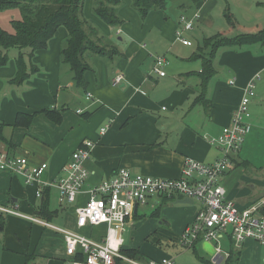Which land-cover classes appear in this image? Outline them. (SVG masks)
<instances>
[{"label": "crops", "instance_id": "obj_1", "mask_svg": "<svg viewBox=\"0 0 264 264\" xmlns=\"http://www.w3.org/2000/svg\"><path fill=\"white\" fill-rule=\"evenodd\" d=\"M126 4L118 7L124 20L119 26L106 24L86 5L87 19L119 53L107 58L88 51L86 59L93 69L85 74V86L76 84L70 64L63 59L68 39L64 26L50 39L48 47L37 50L32 58L31 49L24 51L30 75L23 83L13 82L18 72V49H10L8 60L0 59V149L12 156L27 157L31 165H49L42 176L46 186L41 197L37 196V185L28 184L24 176L0 169V205L49 222L58 219L60 227L79 234L86 231L85 236L99 242L107 238V224L80 228L76 223L75 210L87 202L89 189L113 178L122 167L134 173L180 178L188 158L214 163L222 150L208 136L219 135L231 124L246 85L264 68L263 44L223 46L214 57L216 73L204 88V61L195 58L202 43L216 34L232 38L263 30L264 0H166L164 8L151 10L145 18L131 7V0ZM182 16L194 20L193 30L186 29ZM179 30L192 41L191 45L177 38ZM158 56L166 59L165 76L153 72ZM118 73L125 75L120 84L114 82ZM88 93L93 94L91 99ZM47 109L60 110L62 120L54 121L43 112ZM250 112L251 133L235 155V165L221 177L228 196L234 200L241 199L243 193L228 188L224 180L241 163L239 158L250 135L264 128V72L256 80ZM19 113L36 115L29 125H17ZM84 140L94 142L86 162L91 174L75 203H61L58 183L64 176L62 168ZM244 162L241 164H250L249 160ZM184 199L187 197L159 195L144 204L155 208V214L166 225L178 224L181 233L176 241L169 230L158 235L181 249H191L201 264L200 257L226 264L224 254V258H215V242L199 241L192 247L182 243L185 227L201 209L195 205L197 200L179 201ZM240 203L255 204L247 199ZM141 206L121 230L122 250H138L141 260L171 258L161 252L146 254L142 245L127 243L123 234L130 227L127 225L137 224ZM5 218L0 232L5 233L6 244L13 249L14 264H64L67 254L62 234L26 217L5 213ZM221 244L229 253L233 247L240 251L239 264H264V246L255 240H246L240 248L229 238L222 239Z\"/></svg>", "mask_w": 264, "mask_h": 264}, {"label": "built area", "instance_id": "obj_2", "mask_svg": "<svg viewBox=\"0 0 264 264\" xmlns=\"http://www.w3.org/2000/svg\"><path fill=\"white\" fill-rule=\"evenodd\" d=\"M188 30L194 29V20L181 17ZM177 38L185 45L192 41L177 32ZM166 59L158 56L153 72L165 76ZM264 68L256 72L245 87L241 102L233 114L230 125L225 126L217 136H208V140L222 150V155L211 164L188 158L185 161L180 178H163L142 173H134L128 168H119L116 175L91 187L87 202L76 208V223L82 228L87 225L107 224L109 233L103 242L79 234L67 228L52 224L36 216L23 214L8 206L0 205V211L26 217L34 222L55 229L63 234L66 243L67 257L64 264H117L120 258L126 264H174L173 259L141 260L121 252V230L134 218L135 208L146 204L153 196H181L199 200L202 203L195 220L185 227L182 233L184 246L192 247L199 241L216 243V259L229 256L221 242L224 238L232 240L237 247L249 239L264 246V203L240 208L238 203L228 196L226 187L221 182L222 175L235 165L233 156L239 154L251 133L249 122L250 106L256 95V80L262 78ZM125 80L123 73L114 77L120 84ZM232 83H234L232 81ZM92 93H88L91 99ZM106 128L102 129L104 133ZM94 148L92 140H84L63 166L64 176L58 183L61 192L60 202L72 204L77 201L91 171L86 162ZM47 162L31 165L25 156H12L0 149V169L20 174L28 184L37 185V196L41 197L46 184L42 180L48 169ZM224 258V257H223Z\"/></svg>", "mask_w": 264, "mask_h": 264}, {"label": "trees", "instance_id": "obj_3", "mask_svg": "<svg viewBox=\"0 0 264 264\" xmlns=\"http://www.w3.org/2000/svg\"><path fill=\"white\" fill-rule=\"evenodd\" d=\"M123 0H95L94 14L106 24L119 26L123 19L118 13V7ZM133 7L145 18L153 9L164 8L166 0H131ZM85 0H0V10L11 7H19L23 11L22 19L14 22V31L9 32L0 26V53L1 60L10 58L9 51L18 49V72L13 82L23 83L30 73L25 62V50L31 49V58L37 50L48 47V42L55 36L57 30L64 26L68 30L67 45L62 50L65 62L70 64L74 74V80L78 86L86 85L85 74L93 67L87 62L88 51L98 55L113 58L118 53V48L106 42V36L84 14ZM102 45H100V44ZM261 43L264 45V29L256 33H240L235 37H227L216 34L207 38L199 49L195 58H203L204 68L202 71V86L207 87L211 78L215 75L214 57L218 48L223 46H243ZM37 70V67H34ZM54 121L60 122L62 114L60 110L47 109L43 111ZM36 114L19 113L16 124H30ZM1 142V130H0ZM235 161V158H234ZM6 224L5 213L0 211V231ZM195 250V248H194ZM127 256L141 259L138 250H122ZM240 251L234 247L226 257V264H239ZM29 260V259H26ZM203 264H218L212 260L200 257ZM28 262V261H27ZM117 264H124L123 260L117 259Z\"/></svg>", "mask_w": 264, "mask_h": 264}, {"label": "rangeland", "instance_id": "obj_4", "mask_svg": "<svg viewBox=\"0 0 264 264\" xmlns=\"http://www.w3.org/2000/svg\"><path fill=\"white\" fill-rule=\"evenodd\" d=\"M127 2L128 0H123L121 7L128 6L126 4ZM95 3V0H85L84 9L86 5L89 4L93 10ZM131 7L136 10L132 4ZM22 17L23 11L19 7H11L0 10V26L9 32H13L14 22L22 19ZM115 41L117 42L118 40L115 39ZM103 43L105 44L106 41ZM245 160H249L250 164H241ZM239 161L241 163L239 162V165L231 169L232 171L224 180V184L228 188H233L236 191H242L243 196H241V199L240 197H235V200L239 204L238 206L240 208L245 207L243 206L244 204L240 203L244 199L255 202L256 205H262L264 203V128L258 130L256 134L253 132L250 135L244 151L240 155ZM195 205L198 208L199 206H202V203L201 201L197 200ZM169 220L171 222L174 221L172 218H169ZM135 221L137 224L135 226L127 225L130 227H126V229H128L123 234L129 245L133 243L142 245V249L146 254L151 253L152 255H156L157 252L168 254L173 259L174 264H201L191 249H181L180 247L175 246L173 243H167L166 237L158 235V233H161V231L169 230L174 234L172 239L176 241L175 238H178L181 233L179 232L178 224L177 226H168L163 223V218L161 220L155 214V208H153L150 204L141 206L139 216ZM51 223L57 226L62 225L58 219L51 221ZM49 230H52L55 232V234H62L53 228H50ZM81 233L85 235L86 231H81ZM12 252L13 249L6 244L5 233L0 232V264H12L10 262L12 261L11 258L14 257ZM15 256L20 257L21 255ZM21 260H23L22 256ZM12 262L14 264V261Z\"/></svg>", "mask_w": 264, "mask_h": 264}, {"label": "water", "instance_id": "obj_5", "mask_svg": "<svg viewBox=\"0 0 264 264\" xmlns=\"http://www.w3.org/2000/svg\"><path fill=\"white\" fill-rule=\"evenodd\" d=\"M187 199H189V200H187ZM187 199H184V200H179V201H182V202H184V203H187V202H193L194 201V199H192V198H189V197H187ZM136 210H137V206H136V208H135Z\"/></svg>", "mask_w": 264, "mask_h": 264}]
</instances>
